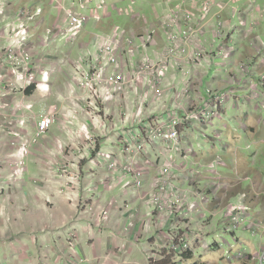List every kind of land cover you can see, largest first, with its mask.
I'll return each mask as SVG.
<instances>
[{
    "label": "built area",
    "instance_id": "2783aa9c",
    "mask_svg": "<svg viewBox=\"0 0 264 264\" xmlns=\"http://www.w3.org/2000/svg\"><path fill=\"white\" fill-rule=\"evenodd\" d=\"M93 1L80 0L67 7L65 0H52V6L56 9L53 15L54 23L47 28V34L39 37L35 31L43 23L44 9L36 0L29 5H19L17 0H0V67L8 71L10 89L25 90L35 87L44 94L50 92L52 72L42 70L37 73L34 54L32 55L34 41L39 40L45 47L54 45L56 40L60 39L74 43L91 19L96 23H102L112 17L113 12L118 16L135 17L131 5L110 7L107 0H100L95 8L89 9V5H94ZM242 1L244 0H165L166 8L161 14H157L156 22L149 30L136 32L115 26L111 33L97 35L94 54L81 57L72 64L70 75L72 82L84 93L82 99L94 120L99 121L102 112L106 113L109 105L114 104V107L125 112L127 120H145L140 134L143 142L162 143V152L165 151L168 155V163L159 169L155 188L149 199L154 204L155 212L164 222L171 225L173 231L168 235L165 251L153 258V264L164 261L170 255L180 256L190 251L188 234L182 233L177 225V218L184 210L187 195L174 183L177 157H185L182 163L185 169L188 164L186 159L196 151L194 144L187 148L183 146L186 138L183 128H195L197 124L208 126L214 118H223L226 110L224 105L229 100L230 93L236 94L241 90L229 86L219 89L204 87L208 70H217L216 76L221 80L230 81L231 77L232 85L253 76L254 66L237 62L239 49L234 36L238 33V27L231 26V20L227 19L226 14L228 7L237 14L236 7ZM246 1H251L254 5L260 0ZM77 6L84 11L89 10V13L77 10ZM257 14L258 17L262 16L260 13ZM241 26L252 27L253 23L242 21ZM228 28L231 33L227 32ZM160 33L164 35V44L159 50H155L160 46L158 42ZM151 49H154L152 53ZM171 72L175 75L172 76ZM178 76L182 79L180 83L176 81ZM254 82L248 87L247 91H252L250 94L259 82L264 86V76L256 77ZM171 92L174 96L171 104H168ZM74 93L75 88L72 89V94ZM193 93L201 98L200 102L187 105L186 98L190 100ZM255 97L264 109V96L257 93ZM128 98L136 107L134 113L128 111V106V110H125L124 105ZM149 101L155 102L162 113L144 117L145 107ZM6 106L10 105H0V110L7 109ZM32 108V103L29 105L20 103L14 106L13 110L16 113L24 109L31 111ZM71 116L72 119L77 118L76 113H72ZM57 121L58 107L51 105L39 116L33 138L25 140L23 130L27 127L28 121L26 117L20 119L21 127L13 133L12 141L19 159L14 174L16 177L22 176L25 171V160L31 144H37L44 139ZM92 133L90 127L82 123L80 130L74 134L76 146L80 144L81 138H85L88 149L96 150L97 137ZM206 137L209 138V135L206 134ZM196 143L200 144V141L197 140ZM139 150H143V143H140L135 153L123 160V165L119 166L122 175L133 177L136 188L143 187L145 180L143 169L137 164ZM112 161H115L112 165L117 162ZM218 163L217 160L213 161L212 167L215 168ZM196 196L197 202L192 204L190 210L200 212L199 202L205 204L209 197L201 190L196 192ZM239 196V203L228 202L226 207L228 230L234 234L250 217V207L245 202V193ZM129 215L131 219L126 230L134 227L135 215L132 213ZM107 216L108 213L105 212L104 216L99 218L103 226L109 222ZM250 225L254 226V223ZM229 254L230 252H226L225 255L234 259L252 257L256 264H264V243L255 254H248L245 250Z\"/></svg>",
    "mask_w": 264,
    "mask_h": 264
},
{
    "label": "crops",
    "instance_id": "0c3cea01",
    "mask_svg": "<svg viewBox=\"0 0 264 264\" xmlns=\"http://www.w3.org/2000/svg\"><path fill=\"white\" fill-rule=\"evenodd\" d=\"M160 1L154 0V2L157 3ZM17 2L19 5H29L33 2V0H17ZM127 2H129L131 5L135 3V0H116L112 4H109V2L108 4L110 7H122L119 4L122 3L123 5H125L127 4ZM36 3L44 4L49 7L52 6V0H36ZM47 6L45 10V18L43 20V23H41L40 28L43 26L47 27V22L50 23V27L54 23L53 16L47 18L46 13H49ZM134 15L135 17H127L129 20L126 21L127 27H124L126 30L132 29L136 32H146L156 22L154 21L153 23H150L149 19H146L142 13L134 12ZM113 16L114 13L112 17ZM112 17H109V19L107 20H111ZM260 25L261 27L259 28V31L256 32V35L262 37V39L264 40V29L262 28L263 25L262 23H260ZM97 26L98 28H100V33L105 31L109 27V25L104 24V22L98 23ZM86 29L80 34V36L87 32ZM98 34H95L94 37H97L96 35ZM256 35L254 37H256ZM38 36L40 37L41 34H39ZM79 38H77L75 42L79 41ZM94 39L96 38H93L92 35L89 41L80 42L79 48L83 55H80V57H78L77 59L95 53L96 49ZM158 42L160 46L155 48V50H159L164 44L163 33H160ZM38 44L40 45V48L38 49L41 50H37L36 54H34L35 60L37 62L44 61L52 68H47L52 72L50 77V92L48 94H44L39 89L34 88L32 93L28 94L23 89H10V87H8V82L10 79L9 74L7 75L8 71L6 69L3 70L0 67V105H4L6 104V102L9 103L11 111L14 112V106L20 103L23 105H29L31 103L33 104V108L31 111L24 109L20 111L19 115L14 113V115H11V117H7V112L9 111L8 109L0 110V123H5L7 122V120L5 119L11 118L12 124H14L15 121L17 122L16 126L18 127H16V130H19V128L21 127L19 124L20 119L22 117H26L28 123L27 127L23 131L26 138L25 140H30L35 134L39 116L42 115L43 112L47 111L51 105H56L58 107V121L54 124V127L44 137V139L39 141V143L37 144H31V154L26 158L27 168L29 170L27 169L28 172L26 176L24 175V177L23 175L19 177H16L14 175V169H17L19 159L17 155V149H12V147L10 146V144L12 145L11 138L9 136L6 137V135L4 134L0 135V188H3L4 176H8V174L12 171V178L14 177L18 181L27 179L30 180L26 181V184H24L26 190L30 189V186H33L34 179H40L41 181L43 179L44 183L40 185L43 186V189L40 188L39 190V188H37L35 185L34 187H36V189H32L36 199H38L39 197V195H37L38 192L45 193L48 189H50L51 195H49L48 198H60L65 200V195L69 190L68 187H66L67 181L57 175L53 176V174L48 173L47 170H45L47 169L45 168V166H40L39 156L43 155L41 154L43 152H49V159L54 160L52 156L56 154L58 155V161L61 164L63 163V160L65 161L69 158H74L73 155H76L75 153L77 151L76 138L74 134L80 130V126L82 123L87 124L91 128V130H93L95 134L98 135V144L96 150H87V141L85 140V138H81V140H79V145H82L81 150L83 149V154L81 156L84 162L82 166L84 177H90V174H95V172L99 170L103 171V168L105 166V168L107 169V165H109L110 161L112 160L118 159L123 161L128 159L132 156L133 149H135V147H137L140 143H143L142 154L140 152V159L137 161V164L139 166H142L145 180L143 187L136 188L133 177L128 176L127 180H124L127 181L128 185L130 186V189L128 191L127 188L124 189L123 183H121L119 187L108 190L107 195L104 193V196L107 199L105 200L106 203L103 204L105 206L107 205L108 211L110 212L111 216V223L107 235H102L99 228L95 225H92V219L91 221L90 219H88V222L86 221V219L77 217V220L75 221L74 219L60 212V214L57 216H46L45 220L41 224H44V229L49 230V232H43L42 235H40V231L37 230L36 225H32L29 223L26 228L21 227L20 225L19 229L21 228L24 231H22L20 237L18 236V240L28 242V250L29 254L31 255H34V253L36 254V252H32L33 249L35 250L36 246H41L40 248H42V244H44L43 249H45L46 255H51L55 251L59 256L63 249L61 248V246L69 236V225H75V230L78 233L80 241L79 246L82 248L83 254L87 257L90 256L92 250L94 253V259L96 257H99L100 255L103 256L107 246V248L111 250V260L109 264H150V262L148 261L150 260L149 255L152 256V258H156L158 253L164 252L168 244V235L169 233H171V231H173L171 225L168 222H164V220H162L161 217L155 212L154 204L149 199L152 191L155 188L154 184L158 176L159 169L161 168V166L168 163L167 153L165 151L162 152V143H153V146H149L148 142H143V137L140 136V134L143 131L145 120H127L125 117V112L114 107V104L109 105L106 113L102 115V118L99 121L94 120L87 111L88 108H86V102L82 99L84 93L74 86L75 84L72 82L70 76L72 71L71 64H73L77 60H74L72 52L68 51L62 56V53L61 51H59L57 46V40L55 44L50 47H45L40 43L39 40L34 41V46H37ZM242 44L243 46L240 47L241 49L239 48L241 53L243 52V49L245 47L244 43ZM51 47L54 48L55 51L45 53L44 49H50ZM153 50L154 49H151L150 52L152 53ZM252 52L253 49H251V53ZM260 55H262V52H259L258 55L253 54V57L250 58V60H253L256 62V64H258L256 68L264 66L259 64L260 61L258 60V58ZM52 64H54L56 68H54ZM58 64L63 65L60 67ZM68 65H70V68H68ZM171 75L173 76L175 75V73ZM226 81V79L219 80L218 87H225ZM73 88H75V92L79 94V96L76 94H72ZM173 96L174 94L173 92H171L168 96V104H171L170 101ZM200 99L201 98H198L196 93H193L190 100L186 98L187 105L193 103L196 104L200 102ZM124 106L125 110H128L129 108V112L134 113L136 110V107L132 104V100L129 98L126 100ZM75 109L77 111H80V114L78 113L76 115L77 118L72 119L71 114L75 113ZM160 110V107L156 105L155 102L149 101L147 106L145 107L144 117L161 114L162 112H160ZM246 116L245 119L240 122V127L245 131L244 133L246 135L243 138L247 141L249 139H252V142L256 144H264V139H260V137L264 135V125H261L260 120L256 122L257 125L252 124V122L250 121H254L253 116V118L250 117L252 119L248 120L249 122L247 125ZM205 126L200 125L197 126V128H183L182 131L184 136L189 141H191L193 140V137H197L198 135H200V132H202V135L204 134V130L207 129V127ZM225 127L228 128V124H225ZM227 136L230 137L229 140H232L234 142L233 144H231L229 150H231L234 145L236 149L237 142L241 139L238 131L236 129L230 128ZM197 140L200 141V138L197 137ZM40 142L42 143L40 144ZM43 143L45 150L38 154L33 151L36 149V146L38 144L42 145L43 149ZM225 143L227 149V147H229V141H225ZM183 146L186 148L188 146L185 141L183 143ZM211 150H205L204 145L201 149H198V151L196 150L192 155H190L189 157L191 158H188L186 160L187 162L191 160V164L198 166V168L202 167L204 165L203 163H205L203 160H211L215 156V150ZM259 152L264 155V148L262 151L257 149L255 151V154H251V156L250 154H248V152H245L247 153L245 154L244 152H241L240 149H236L235 157L233 158L234 163L231 164L227 162V164L229 165V167L237 166L239 174L236 176H232V174L229 172V174H223L219 177L218 183H216V185H220V183L223 181V178H228L231 183H233L231 188H228L229 190L225 189V192H222V189H219L217 191H214L212 189L210 191V187L215 183L207 184V189L209 188V192L214 194L215 199L214 202L208 201L207 203L203 204L201 208L202 212L190 210V208L192 209L191 202L193 200L191 191L193 193L195 189L191 190L188 188H193V186H196L197 189L200 190L198 181L199 177L197 176L198 174H195L194 169H184L182 160H184L185 157H177L174 169V183L175 185L177 184L179 186V189L181 188L182 191L188 194V196L186 197L188 203H185L183 212L177 218V225L181 229V232L188 234L191 240L189 245L190 251L187 259V261L189 262L187 264H235L236 262H239L240 264H256V260H253L251 257L234 259L233 257L226 256L225 254L227 251L223 252L221 250V245L217 242H215L218 245V248L216 249L213 248V246L209 245V243L206 241L207 237L205 235L206 233L204 231V225L202 224L201 226H199V228H196L193 214L199 213L200 217L202 218L204 217V214L205 218L207 219L206 223L209 226L211 224V218H208L205 211H211L215 214L221 206L224 205L225 207V205L228 203L227 201L230 200L231 197H234L235 195H237V193H245V191H247V193L245 194H248L247 201L250 203L251 208L256 202L258 204V202H260V200L258 199L259 196L254 194V192H258V194L261 195L263 186L261 185L262 183L259 182V179L261 177L263 178V175L261 174L260 170L255 167L256 164L254 163H257V161L259 160V158L256 157V154ZM179 159H181L180 162L178 161ZM251 159L256 161L251 164ZM5 162H7L8 165H6L7 163ZM242 162L244 163L242 164ZM235 163H237L238 165H236ZM13 165L16 166L13 167ZM7 166L10 168H8ZM41 168H43V170H41ZM118 168L120 167H117V169ZM118 173L120 174V172ZM241 175L242 180H250V187L248 189L243 188L244 182L242 183V180H240ZM18 181L16 183H13L14 189H18L19 186H21V183ZM28 186L29 188L27 189ZM59 189H62L64 193H62L60 196L55 195L53 192L58 193L57 190ZM221 194L222 197L220 196ZM34 204L42 206L46 210V212L50 211V213L52 212V205H55L56 208H58L59 205H66V203H51L50 205H47L46 203ZM118 205L122 207V209H119ZM129 213L135 215L134 227L126 230V227L128 226L131 219ZM256 214L258 213H250V216H254ZM28 230L30 231L31 235H27L26 231ZM38 235V239L42 242V244L36 243V236ZM13 246L14 255H16V250L20 249L21 246H19L18 244H15ZM251 247L253 246L251 245ZM124 250H128V254H124ZM216 251H221V253L217 255L214 253ZM229 251H231V249ZM254 251L255 250H250L246 252L248 254H255ZM170 256H168L164 261H159L157 263L182 264L180 261L182 259H180L178 256H175V254H173V256L171 257Z\"/></svg>",
    "mask_w": 264,
    "mask_h": 264
},
{
    "label": "rangeland",
    "instance_id": "374dc122",
    "mask_svg": "<svg viewBox=\"0 0 264 264\" xmlns=\"http://www.w3.org/2000/svg\"><path fill=\"white\" fill-rule=\"evenodd\" d=\"M109 4H112L116 0H107ZM160 1V0H158ZM76 2H80V0H65V4L67 7H71L72 4ZM100 2V0H94L92 4L94 5H89V9L95 8L97 6V3ZM132 2V1H131ZM87 3V2H86ZM43 7L44 9V18H45V10L46 6L44 4H39ZM122 7H127L130 5L129 2L127 4L123 5L122 3L119 4ZM133 6L134 11L138 13H142L146 19H149L150 23H153L157 19V14H161L163 12V9L166 7L165 0H161L160 2H154V0H135V3L131 4ZM232 7V5H229ZM261 8V9H260ZM47 9L49 13H46L47 18L50 16H53L56 9L55 6H47ZM237 14L236 11H233L229 7L227 8V19L231 20V26L238 27V33L234 36L236 42L238 43V49L243 46L242 43H244L245 47L243 49V52H240V49L238 50V55H237V62L241 63H246L248 66H254L252 69V78L241 81L237 85H232L231 82L233 79L230 77V81H226V86H229V88H234L235 90H239L236 94L235 93H230L229 100L225 102V108L226 110L224 111V117L223 118H214V120L208 124L206 130H204V136L202 135V132H200V135L197 137L200 138V144H197V137H193V140L189 141L187 138H185L186 144L189 146L192 144H195V149L198 151V149H201L205 145V150H211L214 149L216 154L211 160H203L205 163L202 167L196 166L191 164V160L188 161L187 164V170L189 169H194L195 174H198L197 176L198 181H199V187L200 190L205 192L208 197H209V202H214L215 196L209 190H212V187L210 189H207V184L209 183H218L219 177L222 176L223 174H229V172L232 174V176H236L239 174L237 170V166H231L229 167L228 163H234V157H235V152L236 149H240L241 152H248V154H255V151L257 149L263 150L264 144H256L252 142V139H249L248 141L245 140L243 137L245 135V131L241 129L240 127V122L242 120L247 119V125H248V120L252 119L254 117V121L252 124H256L260 120L261 125H264V109L263 106H260L258 102V98L255 97L257 93L259 96H264V86H262V83L259 82L255 89L253 90V93L250 94L252 91L248 92V87L250 85H253L255 82L254 80L256 77L261 78L264 76V66L260 68H256L258 64H256L255 61L250 60L251 57H253V54L258 55L259 52H262V55L259 56L258 60L260 61L259 64L264 65V40L262 37L256 35V32L259 31V28L261 27L260 23H262V28L264 29V0L256 1L254 5H252L251 1H242L241 4H239L237 7ZM77 10L79 11H84L82 10L79 6H77ZM262 10V12H261ZM112 10H110L111 12ZM84 12L89 13V10H86ZM114 16L112 17L111 20H105L104 24L109 25V27L100 33V28H98V23H96L94 20L90 21V23L87 25L86 33L83 35H79V41L75 43H68L64 39L57 40V46L59 51H61L62 56L66 54L68 51L72 52V56L74 57V60L80 57V55H83L81 53L79 44L81 41H89L90 38L93 35V38L95 34L98 35H105L111 33V30L115 26H120L121 28L125 29L124 27L126 26V21L129 19L127 17H121L116 14V12H113ZM257 13L262 14V16L258 17L259 15ZM242 21H248L250 24L251 22L253 23L252 27H246V26H241ZM49 22H47V27L49 26ZM47 27H41L37 29L35 32L37 34L45 35ZM97 27V28H96ZM84 29V30H85ZM228 33H231L230 28L227 29ZM256 35V37H254ZM97 36V35H96ZM95 40V39H94ZM40 48V45L38 44L37 46H33L32 49V55L36 54L37 50ZM251 49H253V52L251 53ZM45 53H50L51 51L54 52V48H45ZM84 57V56H83ZM49 61V60H46ZM35 65H36V71L39 74L42 70H48L47 68L50 67L46 62L40 61L37 62L35 60ZM59 65V64H58ZM63 64H60L59 66L61 67ZM54 68V64H52ZM70 68V65H68ZM72 67V64H71ZM50 69H52L50 67ZM208 70V69H207ZM218 73L217 70H208L207 76L205 78V85L204 87H215V88H224V87H218V82L221 79H218L216 74ZM170 74H173L172 72ZM204 76V75H203ZM181 76H178L176 81L178 83L181 82ZM259 81V80H258ZM244 84V85H243ZM79 96L76 92L74 93ZM250 94V95H249ZM81 100V99H80ZM4 103V102H3ZM6 104L10 105L9 103L6 102ZM6 108L9 110L7 112V117H11V115H14V112L11 111L10 106H6ZM6 109V110H7ZM88 111V110H87ZM76 115L80 111H77L75 109ZM132 113V112H130ZM16 114L18 111H16ZM105 114V112H102V115ZM253 116V117H252ZM252 117V118H250ZM5 119V118H4ZM7 122L0 123V135H6L11 138V143L13 141V133L16 131V126L17 122L15 121L14 124L11 122V118L5 119ZM19 121V120H17ZM225 124H228V128L225 127ZM197 126H200L197 124ZM197 126L195 128H197ZM244 127V126H243ZM242 127V128H243ZM236 129L238 133L241 136L240 141L237 142L236 149L235 145L234 147L229 150L231 147V144L234 142L232 140H229V136H227V133L229 129ZM91 129V128H90ZM93 131V130H92ZM210 132V133H209ZM95 132L93 131L92 134ZM76 134V133H75ZM206 134L210 135L209 138L206 137ZM212 136V137H211ZM95 137H98L96 135ZM260 139H264V135L260 137ZM229 141V144L226 149V142ZM42 142H40L41 144ZM225 143V147H224ZM10 144V143H9ZM38 144V145H40ZM98 144V142H97ZM36 146V149L33 150L37 154L45 150L44 143H43V149L42 145ZM149 146H153V143H148ZM10 146L12 149H15L11 144ZM97 147V145H96ZM82 145H78L76 147V155H73L74 158H69L67 160H63V163L61 164L58 161V155L52 156L54 160L49 159L48 156H50L49 152L46 153H41L43 155L39 156V163L40 166L42 165L43 167L45 166V170H47L48 173H51L54 175L59 176L60 178L64 179L67 181V186L68 191L67 194L65 195L66 199H60V198H48L50 193V189H48L45 193L38 192L37 195H39L38 199L33 194L32 189L36 187L42 188L43 186H40L44 183L43 179L42 181L40 179H34L33 180V186L27 187L28 190L25 189L24 184H26L27 180H22L18 181L14 177L12 178V171L8 174V176H4L3 179V188H0V264H109L111 260V250H109L106 246V250L104 251L103 256L100 255L99 257H96L94 259V253L93 250L90 253V256H86L82 252V248L79 246V236L78 233L75 230V225H69V236L61 246L62 252L58 256V253L54 251L53 254L51 255H46L44 244L38 239L39 235L36 236V243L42 244L41 246H36L35 250L33 249L32 252L34 255L29 254L28 250V242L27 241H20L18 238L20 237V234L22 233L21 228L19 229V226L21 227H27V225L30 223L32 225H36L37 230L40 231V235L43 234V232H49V230L44 229V224H41L46 216L51 215V216H57L62 212L63 214L69 216L70 218L74 219L75 221L77 220V217H81L83 219H92V225L96 226L99 228L100 233L102 235H107L109 226L111 223V216L110 212L108 211L107 205L105 206L103 203H106L104 193L107 195V191L110 189H115L123 183L124 189L127 188V191L130 189V186L128 185L127 181V175H122L121 173V167L117 169L120 165H123L121 160H116L117 162L112 165V162L115 161H110L109 165H107V169L104 167L103 171H96L95 174H90V177L85 176L82 171V166H83V160H82V154H83V149L81 150ZM87 150L88 147L86 146ZM135 150H137V147L133 149L132 154H134ZM213 151V150H211ZM140 152L142 154V150L137 151V159L139 160ZM35 153V154H36ZM31 154V151L29 152V155ZM247 154V153H245ZM32 156V155H31ZM264 155H262L260 152L256 154V157L259 158L257 161L255 167L258 168L263 175V178L261 177L259 179V182L262 183L261 186L263 188L261 195L258 194V192H254V194L258 195V199L260 202H257L253 204L252 208L250 203L247 201V196L248 194H245V202L250 207V213L257 212L258 214L254 216H250L248 221L244 224H242L239 229L236 231L234 234L233 232L228 230V221L226 219V207L228 206V203L223 206H221L217 212L214 214L211 211H205L206 215L208 218H211V224L208 226L206 223L207 219L205 218V215L203 214V218L200 217L199 213L193 214L194 217V223L195 227L199 228L202 224L204 225L205 228V235H206V241L209 243V245L213 246V248H218V245L215 243H219L221 245V250L223 252H230L229 255L233 254L237 250H246V251H252L255 250L254 252L257 253L261 247V245L264 243ZM191 158V157H188ZM217 160L219 163L216 164L215 168L212 167V162ZM179 162L181 159L178 160ZM184 160H182L183 162ZM256 161L251 159V164ZM7 163V162H5ZM244 162H242L243 164ZM238 165L237 163H235ZM8 165V163L6 164ZM16 165H13V167ZM8 167V166H7ZM140 167H142L140 165ZM10 168V167H8ZM244 168V167H243ZM27 159L25 160V171L23 173L26 176L27 174ZM143 169V168H142ZM29 170V169H28ZM43 170V168H41ZM15 171V169H14ZM13 171V173H14ZM120 172V174L118 173ZM144 172V171H143ZM145 177V175H144ZM247 177V176H246ZM40 178V177H36ZM91 178V179H90ZM222 179V178H221ZM16 180V181H15ZM239 180V179H238ZM240 180H242V175L240 176ZM20 182L21 186H19L18 189L13 188V183ZM30 181V180H29ZM242 183L244 182V189H248L250 187V180L244 179L241 181ZM66 184V183H65ZM233 183L228 178H223V181L220 183V185H216L214 187V191L222 189V192H225V189L229 190L231 188ZM34 185L36 187H34ZM177 185V184H176ZM177 187H179L177 185ZM229 188V189H228ZM188 189H195L192 193L191 191V196L193 197V200L191 202V206L193 203L197 202V196L196 192L198 191L196 186H193V188L189 187ZM62 189L57 190L58 193L53 192L55 195H61L64 193ZM181 190V188H180ZM35 193V192H34ZM244 193V192H241ZM247 193V191H245ZM188 196V194L186 193ZM190 196V197H191ZM222 197V194L220 195ZM88 202V203H87ZM227 202H234V203H239L240 202V196L237 193L234 197H231L230 200ZM34 203H46L47 205H50L51 203H66V205H59L58 208L55 207V205H52V212L47 211L39 205H35ZM188 203V202H186ZM127 204V203H126ZM123 205V204H121ZM200 208H202L203 203H200ZM125 206V205H124ZM61 207V208H60ZM224 207V208H223ZM119 209H122L118 205ZM108 213L109 217V222L106 226H103L99 218L104 216V213ZM202 212V210L200 211ZM262 212V213H260ZM131 218V217H130ZM210 221V220H209ZM89 222V221H88ZM91 223V222H90ZM254 223V226H251L250 224ZM27 235H31L30 231H26ZM19 236V237H18ZM34 241V239H33ZM190 238L188 236V243L190 245ZM25 242V243H24ZM249 242V243H247ZM59 243V241H58ZM168 243V242H167ZM15 244H18L21 246L20 249H17L16 252L17 254L14 255V246ZM251 245L254 247H251ZM233 247V248H232ZM231 249V251H229ZM20 253V254H19ZM215 254L221 253V251H216L214 252ZM251 253V252H249ZM124 254H128V250H124ZM188 254L185 253L183 255L178 256L182 264H187L189 261L188 259ZM127 256V255H126ZM150 264H153V258L150 256ZM152 259V260H151ZM156 264V263H155ZM158 264V263H157ZM200 264V263H196ZM235 264H240L239 262H236Z\"/></svg>",
    "mask_w": 264,
    "mask_h": 264
},
{
    "label": "trees",
    "instance_id": "16d2710c",
    "mask_svg": "<svg viewBox=\"0 0 264 264\" xmlns=\"http://www.w3.org/2000/svg\"><path fill=\"white\" fill-rule=\"evenodd\" d=\"M34 88L35 87H29V88L25 89V91H26V93L30 94V93H32V91L34 90Z\"/></svg>",
    "mask_w": 264,
    "mask_h": 264
}]
</instances>
